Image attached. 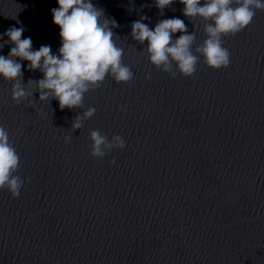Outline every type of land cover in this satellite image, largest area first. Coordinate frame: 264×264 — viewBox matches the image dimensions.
<instances>
[{"label":"clouds","instance_id":"9594fccd","mask_svg":"<svg viewBox=\"0 0 264 264\" xmlns=\"http://www.w3.org/2000/svg\"><path fill=\"white\" fill-rule=\"evenodd\" d=\"M184 5L183 15L190 21L199 18L204 21L203 32L206 39L193 50L196 42V25L192 34H188L185 22L179 18L162 19L154 29L149 28L142 16L131 23V37L143 45L148 54L149 63L158 70L184 77H191L197 70L202 57L205 64L220 70L230 65V52L223 46L224 37L236 35L249 26L257 10H264V0H179ZM174 0H155V6L163 15ZM58 7L53 8V23L60 28L61 45L58 54L50 46H41L33 50L30 37L21 38L23 26L10 27L3 36L8 40L0 43L14 45L7 56L0 55V77L12 83L11 98L19 105L21 101L39 92V101L50 102L56 99L61 110L83 108L85 95L97 89L110 76L116 83H128L133 80L131 68L122 62L124 48L118 46V36L113 29L119 27L114 19H108L104 10L97 8L91 0H57ZM143 7V5L141 6ZM181 33L173 38L175 33ZM0 36V40L3 39ZM28 61V70L39 71L43 78L29 79L25 85L22 64ZM146 75V79H150ZM32 89V91H29ZM96 109L88 107L72 121L71 132L81 129L84 121L95 115ZM71 135L64 137L66 143ZM90 156L102 159L113 150H123L126 141L119 134L111 139L100 130H90ZM21 158L9 138V132L0 125V190H7L12 198H19L25 178L16 173ZM110 163H115L113 158ZM30 182V178H27Z\"/></svg>","mask_w":264,"mask_h":264}]
</instances>
